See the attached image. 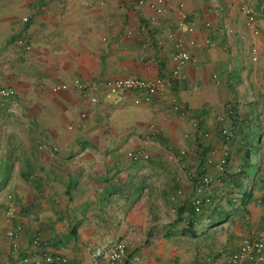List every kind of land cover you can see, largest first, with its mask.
Instances as JSON below:
<instances>
[{"label": "crops", "instance_id": "crops-1", "mask_svg": "<svg viewBox=\"0 0 264 264\" xmlns=\"http://www.w3.org/2000/svg\"><path fill=\"white\" fill-rule=\"evenodd\" d=\"M254 1L256 62L238 0H164L161 15L139 0H0V89L15 90L0 101V264L41 251L93 264L95 248L119 240L129 243L128 264L134 256L142 264H183L184 242L193 264L238 249L236 233L224 230L230 222L191 239L179 235L178 221L194 198H220L221 133L234 134L238 116L259 118L264 149V6L257 11ZM180 4L195 23L181 78L149 105H109L107 79H171L169 35ZM75 80L100 84V103L53 91ZM203 171L214 185L202 187ZM11 206L16 216L8 221ZM249 206L251 230L261 215L263 232L264 206L257 199Z\"/></svg>", "mask_w": 264, "mask_h": 264}, {"label": "built area", "instance_id": "built-area-1", "mask_svg": "<svg viewBox=\"0 0 264 264\" xmlns=\"http://www.w3.org/2000/svg\"><path fill=\"white\" fill-rule=\"evenodd\" d=\"M219 1V0H216ZM240 3L241 12L245 17V26L250 35L247 36L248 44L250 46V54L253 62L258 60L257 37L261 30L258 25L257 14L245 0H238ZM148 5V7L158 14H164L165 2L164 0H156L146 2V0H139V5ZM183 4H180L179 21L176 29L171 33L170 39L175 42L174 61L176 69L174 70L171 79L169 77H158L151 80H143L137 78H117L107 79L102 84L104 85V99L111 106H121L128 100H131L136 106L149 105L153 98L157 95L163 94L171 85L173 79L181 78V68L191 61V54L187 48L188 41L186 34L193 33L195 30V23L189 19L187 14L182 10ZM26 20V19H25ZM230 35V32H228ZM22 44V42H21ZM193 44V42H191ZM75 90L87 98L93 105H98L101 101L100 84L92 83L85 84L80 80H75L73 85L59 84L53 87L54 92ZM15 95V90L11 88L0 89V101L11 98ZM176 111L178 107L174 108ZM85 117V115H83ZM223 136L225 147L223 156L218 164L220 171H223L226 166V160L230 153V141L234 137L233 132L224 129L221 133ZM215 184V181L210 176H205L202 181V187L208 188ZM181 194V192H179ZM209 200L204 197H196L193 200V206L196 213H200L204 205L208 204ZM264 206V192L262 196V203ZM16 216L15 206H11L5 213V218L11 221ZM21 227L12 228L7 232L10 239L16 237ZM33 244L39 251L42 250L43 244L39 239H35ZM129 256L125 240H119L112 244L100 245L94 250L93 264H128ZM130 262L138 264L141 262L139 256H134ZM14 264H70V261L65 256L53 255L41 251L40 256H29L18 258ZM208 264H264V231L255 238H247L243 240L238 249L230 250V248L222 250L208 259Z\"/></svg>", "mask_w": 264, "mask_h": 264}, {"label": "trees", "instance_id": "trees-1", "mask_svg": "<svg viewBox=\"0 0 264 264\" xmlns=\"http://www.w3.org/2000/svg\"><path fill=\"white\" fill-rule=\"evenodd\" d=\"M262 6H264V0H259L257 11ZM235 121H237V130L234 132V137L230 142L232 147H230L227 163L220 178L221 196L219 199L204 197L209 200V203L203 206L200 213L195 212L193 203L185 204V207L179 212L178 221L179 223H184L179 228V235L182 237L199 238L204 234H208L209 230L225 222H230L234 226L240 225L242 229H252L250 226L252 211L249 205L256 199L260 204L262 203L264 192V149L261 148L260 141L259 147L256 144L254 132L256 121L252 114L242 118L238 116ZM256 152L258 153L260 170L257 175H253ZM208 162H210L208 154L204 153L203 163L207 164ZM203 173L204 171L200 175L199 181L201 183L204 178ZM199 181L197 180V182ZM251 181L252 185H250Z\"/></svg>", "mask_w": 264, "mask_h": 264}, {"label": "rangeland", "instance_id": "rangeland-1", "mask_svg": "<svg viewBox=\"0 0 264 264\" xmlns=\"http://www.w3.org/2000/svg\"><path fill=\"white\" fill-rule=\"evenodd\" d=\"M247 4L249 5V7L251 8V9H253L254 10V12L257 14V12H256V10H255V1L254 0H247ZM257 19H258V14H257ZM259 20V19H258ZM260 123V120H259V118H258V121H256V127L254 128V132H255V135H256V144H257V146H258V144H259V141H260V138H261V128H260V125H258L259 123ZM259 147V146H258ZM256 159H255V161H254V169H253V175H257L258 173H259V170H260V167H259V161H258V153L256 152L255 153V156H254ZM253 178H254V176H253ZM250 185H252V181L250 182ZM261 219V215L260 216H258V217H256L255 218V223H254V228H253V231L252 230H247V233H244V234H242L241 233V226L240 225H231L230 226V224L229 225H226V226H228V227H225V229L224 230H231L232 229V233L234 234V233H236V235L235 236H237V239H236V241H235V246H237V245H239L240 244V242L243 240V239H246V238H250V237H258V234H259V232H261V229L258 227L260 224H262V219ZM259 221V222H258ZM224 228V227H223ZM226 228H228V229H226ZM224 230H223V233H224ZM229 233V232H228ZM242 234V235H241ZM217 238H219V239H223V243H221V244H225V235L224 234H222V233H220V232H218V234H217ZM182 242V241H181ZM126 244H127V247H128V245H129V243H127L126 242ZM178 245H182V244H176L175 245V247L177 246L178 247ZM182 248H183V250L184 251H186L187 252V254H188V258L186 259L185 257H180L179 258V260H177V262L178 263H183V264H193V258L195 257V254L191 251V250H189V248H191V245L189 244V243H183V246H181ZM189 247V248H188ZM186 248H188V250L186 249ZM222 248V247H221ZM176 250H178V249H176ZM222 250H225L224 248H222L221 249V251ZM188 251H190V253L188 252ZM218 252H220V251H217V252H215V253H213V255L214 254H217ZM202 253V256H201V260H204L206 257H207V255H204V253L203 252H201ZM139 258L141 259V257L139 256ZM184 258V259H183ZM138 264H142V262L141 263H138Z\"/></svg>", "mask_w": 264, "mask_h": 264}]
</instances>
